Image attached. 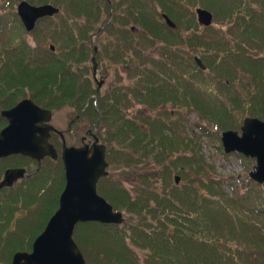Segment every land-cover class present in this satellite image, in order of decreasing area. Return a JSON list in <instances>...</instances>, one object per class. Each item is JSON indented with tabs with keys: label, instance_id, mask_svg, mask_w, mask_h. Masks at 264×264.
<instances>
[{
	"label": "trees",
	"instance_id": "trees-1",
	"mask_svg": "<svg viewBox=\"0 0 264 264\" xmlns=\"http://www.w3.org/2000/svg\"><path fill=\"white\" fill-rule=\"evenodd\" d=\"M18 1L4 0L0 14V111L29 98L53 112L79 114L71 58H90L93 45L96 58H140L129 89L119 88L106 110L101 102L92 112L111 169L97 191L124 220L75 226L73 238L85 263L264 264V184L249 178L228 192L213 179L199 142L184 138L180 127L181 110L197 113L215 125L221 148L220 134L238 129L244 117L264 120V0H26L60 10L30 33L16 13ZM197 7L213 13L205 34L223 31L222 37L200 35ZM131 28H140L139 34ZM41 34L58 49L41 47ZM238 69L249 75L244 93L231 90L241 78ZM130 97L144 106V115L128 118ZM27 164L32 175L0 189V264L31 250L65 185L60 158L45 159L37 173L36 165ZM8 165L0 160V180ZM113 170L130 189L112 177ZM135 250L142 252V262Z\"/></svg>",
	"mask_w": 264,
	"mask_h": 264
},
{
	"label": "water",
	"instance_id": "water-1",
	"mask_svg": "<svg viewBox=\"0 0 264 264\" xmlns=\"http://www.w3.org/2000/svg\"><path fill=\"white\" fill-rule=\"evenodd\" d=\"M16 11L27 32L34 29L37 20L59 13V9L50 4L33 6L27 1H21ZM195 15L199 25H211L213 14L209 10L197 7ZM161 16L170 28L175 27V23L165 13ZM96 52L97 47L94 46L91 57L94 77ZM194 60L201 69H205L198 57ZM1 116L7 119L8 124L0 131V158L20 153L38 162L44 157L57 159V151L49 142L50 131L54 130L49 124L52 117L50 111L30 99H24L14 107L3 110ZM220 139L225 153L237 152L255 160L249 177L263 184L264 121L256 117H246L239 131L226 130L221 133ZM98 141V137L93 135L90 146L74 147L66 146L63 139L61 159L65 185L59 196L58 208L48 219L43 231L34 239L31 250L16 252L11 264H86L73 238L75 226L84 222H123V214L114 211L113 206L97 192V183L107 175L109 166L105 146ZM23 174L24 170L19 168L6 170L0 189L11 185L23 177ZM179 180L176 176L175 182L178 183Z\"/></svg>",
	"mask_w": 264,
	"mask_h": 264
},
{
	"label": "flooded vegetation",
	"instance_id": "flooded-vegetation-1",
	"mask_svg": "<svg viewBox=\"0 0 264 264\" xmlns=\"http://www.w3.org/2000/svg\"><path fill=\"white\" fill-rule=\"evenodd\" d=\"M131 30V32L136 34L140 32V30H135L134 28H131ZM71 61L72 69L69 71V74L71 76L74 107L77 108L80 106L81 110L79 114L74 115L70 121L66 122L65 127L60 129L53 123L54 115L52 116L49 124L54 127V130L50 131L49 141L54 145L58 153L61 152L62 147V136L59 131L62 133L66 143V138L68 136H74L71 140L72 143H67V145H73L75 147L91 145L93 135L97 136L96 124L98 120L92 116V112L99 109L101 102L106 110L108 102L112 103L110 97H112L119 88L125 91L129 89L127 87L131 85V73H133V71L135 74L139 72L140 58H96L95 78L93 76L92 58H71ZM134 99L133 97L128 99V102H130L128 109L137 107ZM87 112H89V116L86 115ZM3 120L6 125L8 122L7 119L3 118ZM12 158H15L14 161L16 163L13 164L9 161ZM20 158L26 162L20 161ZM0 160H5V162L10 163L6 169L19 168L24 170L23 177L18 178L13 184L33 174L28 171V160L33 163L32 166L36 165V173L43 162L41 161L39 163L35 159L21 154H14L0 158Z\"/></svg>",
	"mask_w": 264,
	"mask_h": 264
},
{
	"label": "rangeland",
	"instance_id": "rangeland-1",
	"mask_svg": "<svg viewBox=\"0 0 264 264\" xmlns=\"http://www.w3.org/2000/svg\"><path fill=\"white\" fill-rule=\"evenodd\" d=\"M19 0L17 4L20 2ZM3 3L4 0H0V14L3 13ZM15 4V9L16 5ZM37 5V3L35 4ZM149 7H151V4H148ZM156 10L159 11V7H156ZM184 18V17H183ZM182 18V19H183ZM187 19V16H185L184 20ZM41 28H45L41 26ZM139 30V29H138ZM200 35H206V37H222L221 34H224L223 31H220L219 34L215 35H209V32H206L203 30L202 27H200ZM39 38L42 40L40 42L41 47L48 48L49 46H54V49H58V44L56 41L53 39L46 40L44 36L38 35ZM226 36V35H225ZM138 37V36H137ZM136 37V40H140V38ZM105 39V37H103ZM27 40L28 42L34 46L35 44L38 45V39L35 35L27 34ZM138 43V42H137ZM155 46H151V50L154 49ZM178 49V47H177ZM149 51V50H148ZM245 72H242L240 69H238V75L241 77L239 81L233 86L232 92H235V90L239 91L240 93L245 92L246 84L249 82V75H243ZM242 75V76H241ZM137 107H134L133 109H128V111L125 113L128 118H137L139 115H144L145 114V109L144 106L141 104H137ZM231 106V104H230ZM168 111H173V118L177 114L176 111H174L172 108L168 107ZM156 112L152 113V116L155 115ZM183 114V121H181L180 127L182 125L183 129L182 136L184 138L192 137L193 139H196L199 144H200V151L201 154L205 160L206 163L210 164L213 167L214 174H213V179L218 180L219 182L222 183L224 188L228 191L231 192L233 191L234 186L236 188H240L239 186L241 183L246 182L249 179V172L252 171L253 166L255 164L254 160L248 159L247 157L241 158L237 152H232V153H224L223 147L221 145V148H219L218 142L215 138V125L212 124L211 122L201 119L197 113L195 112H187L186 110H181ZM164 118L166 117V113L163 112L162 114ZM74 117L71 116L66 110H60L54 112L53 116V123L57 125L60 128L65 127L66 122L70 121ZM177 117V116H175ZM97 129V127H96ZM105 130V129H104ZM102 129V131H104ZM229 130V129H228ZM107 131V130H105ZM221 136V134H220ZM69 137V136H68ZM66 138L68 143L70 144V141L74 136H71L69 138ZM110 169V168H109ZM111 173V169H110ZM119 170H113V175L112 177L114 178H119L116 175L119 176ZM122 183L127 187L128 189L131 188L130 183L126 181L125 178H119ZM136 254L139 258V262H142V252L139 250H135Z\"/></svg>",
	"mask_w": 264,
	"mask_h": 264
},
{
	"label": "bare ground",
	"instance_id": "bare-ground-1",
	"mask_svg": "<svg viewBox=\"0 0 264 264\" xmlns=\"http://www.w3.org/2000/svg\"><path fill=\"white\" fill-rule=\"evenodd\" d=\"M59 159V158H58Z\"/></svg>",
	"mask_w": 264,
	"mask_h": 264
}]
</instances>
